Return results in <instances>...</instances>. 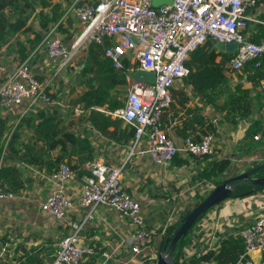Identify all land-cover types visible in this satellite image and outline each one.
Wrapping results in <instances>:
<instances>
[{
    "label": "built area",
    "instance_id": "obj_1",
    "mask_svg": "<svg viewBox=\"0 0 264 264\" xmlns=\"http://www.w3.org/2000/svg\"><path fill=\"white\" fill-rule=\"evenodd\" d=\"M262 2L264 0H96L80 3L74 0L69 11L84 23V29L71 48L60 37H51L47 54L51 58L63 56L62 67L70 62L79 46L97 42L116 67H121L123 59L128 58L132 65L127 74L124 105L108 112L135 128L129 158L145 141V149L139 153L149 155L156 164L168 168L182 151L200 159L216 153L213 133L204 134L199 140L186 137L183 148L178 147L168 133L164 112L174 100L175 82L189 74L185 61L210 38L238 43L229 60L234 70L242 69L251 59H258L264 54V39L257 42L248 38L247 28L255 19L251 9ZM0 68L3 71L1 106L20 107L21 115H25L39 103L55 102L48 90L51 81L42 82L36 77L31 55L13 63L11 68L6 65ZM139 69L155 71V81L133 77L131 72ZM75 111L80 113L83 109L76 107ZM262 138L264 130L254 136L256 140ZM124 166L125 163L118 166L96 161L87 163L88 174L82 177L77 203L66 192L69 182L79 178L77 170L63 163L53 173L42 172L54 187L40 208L58 221L67 220L75 207L112 208L136 229L131 245L138 258L135 264H158V255L151 256L146 251L152 238L146 229L142 205L123 188ZM14 198L16 195L12 193L0 192V205ZM69 225L71 232L58 242L55 258L46 264H82L86 257L96 253L94 246L81 243L83 224L70 221ZM239 236L244 250L234 264H254L250 254L264 250V214L257 216ZM103 255L108 258L111 254Z\"/></svg>",
    "mask_w": 264,
    "mask_h": 264
},
{
    "label": "crops",
    "instance_id": "obj_2",
    "mask_svg": "<svg viewBox=\"0 0 264 264\" xmlns=\"http://www.w3.org/2000/svg\"><path fill=\"white\" fill-rule=\"evenodd\" d=\"M48 1V8L53 11L56 6H59L57 9L58 21L50 25V30L27 56L31 55V67L36 77L42 82L51 81L48 90L52 94H57V98L60 99L64 95L71 96L72 86L77 90L82 88L77 80L79 72L74 75L77 69L72 71H68L67 68L63 69L65 66L61 67V63L64 57H49L47 45L53 36L67 41L75 40V37H78L84 29V23L69 11L74 0ZM156 2H160V0ZM56 3L58 4L56 5ZM41 9L42 6L36 4L34 13L36 14ZM49 11L52 14V11ZM251 14L255 19L251 21L253 23L249 24L247 33L252 40L259 42L264 39V35L258 28V24L264 25L262 18L264 2L254 6L251 9ZM33 36L34 34L30 35V37ZM65 40L63 41L65 42ZM6 46V44L2 46L0 57H2V61L14 60L12 63L4 64L11 68L15 61L22 59H18L16 46L13 45L9 50ZM68 47L71 48L72 44ZM217 47L220 51H227L233 56L238 45L226 42L222 46L223 49L220 45ZM241 73V78L234 77L233 80L240 79L250 88L248 98L251 110L249 115L236 125L223 121V113L218 111L213 104H208L201 98L193 84L186 80L187 76L177 80L172 87L174 100L164 116L168 133L176 145L183 148L185 132H190L193 138L202 136V130H205L207 124L212 121L217 128L216 153L214 155L200 159L182 151L177 154V159H174L171 166L163 168L156 164L149 155L139 153L140 150L145 149V141L136 148L135 154L129 158V152L125 146L114 145L112 142L107 143L110 140L98 131H94L97 152L94 161L106 162L107 160L114 164L121 161L123 164L126 163L122 174V185L124 190L142 205L146 229L152 238V242L146 248L147 254L158 255L160 249L157 247L162 241L166 229L176 222L178 223L182 210L193 203V197L214 187L207 183L204 189L199 186L200 191H198L199 182L192 185L199 170L202 169V164L205 165L212 158L218 161L230 157L234 166L233 173L239 174L247 168H256V164L263 166L264 144H258L260 139L256 140L252 137L246 139L245 134L250 124L255 121L264 125V77L250 80L246 77V73ZM124 96L126 97V93ZM185 96L189 97L187 102H183ZM61 101L63 100L61 99ZM194 113H199V116L194 118ZM203 117L210 120H204ZM245 143L250 145V150ZM220 165L213 164L215 174H218ZM259 168L252 176H264L263 172L258 173ZM28 172H30V181L25 182L20 194L16 195L13 200L4 201L0 205V256H2L0 264H16L26 251L34 248H38L43 254L42 256H46V262H52L58 251V242L71 232L70 221L83 224L81 243L95 247L96 253L86 257L82 264H135L138 261L131 249L136 229L116 210L103 206L75 207L69 212L67 220H55L40 208L41 202L53 192V184L49 179L43 177L42 171L36 168ZM226 172H224V176ZM82 177L79 176L77 180L70 181L66 187L67 194L76 203L81 194ZM218 178L223 177L219 176ZM184 187L189 189L186 195L178 191ZM261 214H264V192L244 198L226 199L209 209L197 221L190 232L192 242L196 244V247L190 249L187 246L186 249L191 253L195 252L196 248L218 250L225 238L238 237L240 232L250 226ZM105 252H109L110 257H105L103 255ZM250 260L254 264H264V250L251 253ZM205 264L216 263L211 261Z\"/></svg>",
    "mask_w": 264,
    "mask_h": 264
},
{
    "label": "trees",
    "instance_id": "obj_3",
    "mask_svg": "<svg viewBox=\"0 0 264 264\" xmlns=\"http://www.w3.org/2000/svg\"><path fill=\"white\" fill-rule=\"evenodd\" d=\"M94 1L96 0H79L80 3ZM36 4L42 6V9L37 11L38 14L34 13ZM48 4V0H0V50L5 44L8 50L14 45L19 55L18 59H24L44 38L51 28L50 25L58 21L59 6H56L53 11L48 8ZM48 9L52 11V14ZM262 18L264 19V15ZM258 28L264 35V25L258 24ZM31 34L34 36L30 37ZM248 38H250L249 35ZM82 56L83 60L80 61V71L77 75L78 84L82 85V88L77 90L72 86L73 95L70 94V97L64 95L59 99L57 94L50 92L55 103H39L36 107L30 108L25 115L20 113L19 117L10 110L20 109V107L2 106V110L0 109V192L19 195L25 182L30 181L28 171L35 168L50 174L63 163H67L77 170L79 176L88 174L87 163L93 162L97 157L94 131H98L110 140L107 143L125 146L128 152L133 148L135 128L108 112L124 105V98L118 87L126 88L127 74L132 65L130 60L124 58L122 66L116 67L97 42L89 43L83 50ZM231 56L227 51H220L211 38L208 39L193 50L185 61V65L189 68L186 80L193 84L194 89L200 93L206 103L213 104L223 113V121L236 125L250 113L251 104L248 97L251 90L240 79L234 81L233 78L235 74L241 78V72H244L250 80L262 79L264 54L258 59L247 61L237 72H234L236 70L229 64ZM0 81H2V74ZM188 100V96L183 98V102ZM76 107H80L83 111L77 113ZM197 116L199 113H194V118ZM202 119L210 120L204 117ZM263 130L264 125L255 121L248 127L245 138H254ZM207 133L214 135L217 133V128L212 121L207 124V128L202 130L201 134ZM189 136L191 133L185 132V138ZM200 136L195 139L199 140ZM258 144H264V140L260 139ZM246 146L249 150L251 149L249 144ZM106 163L112 166L123 164L122 161L114 164L107 160ZM215 163L221 164L218 174H215V167H212ZM255 166L260 167L258 173L264 174V165L256 164ZM233 168L230 157L218 161L212 158L205 165L202 164V169L199 170L192 185L199 182L198 191H200L199 186L204 189L207 183L214 187L193 197V203L182 210L178 223L166 229L157 247L160 252L165 249L166 240L169 237L171 242L173 233L180 227L181 220L187 213L224 180L239 174L233 173ZM250 169L253 168H247V170ZM224 172H226L225 176ZM219 176L223 178H218ZM229 185L231 188L227 199L244 198L264 192V185L254 187L252 184L238 181H231ZM192 228L183 240L178 242L173 251V264H205L211 261L218 264H234L244 250L240 236H230L222 241L218 250L196 248L195 252H188L187 246L190 249L196 247L190 235ZM40 252L38 248L26 251L16 264H46V256H42Z\"/></svg>",
    "mask_w": 264,
    "mask_h": 264
},
{
    "label": "water",
    "instance_id": "obj_4",
    "mask_svg": "<svg viewBox=\"0 0 264 264\" xmlns=\"http://www.w3.org/2000/svg\"><path fill=\"white\" fill-rule=\"evenodd\" d=\"M211 40L217 45H220L221 48L225 43L216 39ZM230 43L238 45V43H236L235 41H232ZM131 75L133 77L150 80L152 82L155 81L156 77L155 71L145 69L132 71ZM258 167L250 170H245L233 178L224 180L222 184L215 187L197 206H195L189 213H187L185 217L181 220L180 227L173 233L171 242L169 240V237L166 240L165 249L162 252H159L158 264H173V251L175 250L178 242L183 240V238L188 234L190 229L194 226V224L204 213H206L209 209L215 207L216 205L224 202L228 198V192L231 188L229 183L231 181L249 183L252 184L254 187H256L257 185H264V177L252 176L256 172Z\"/></svg>",
    "mask_w": 264,
    "mask_h": 264
},
{
    "label": "rangeland",
    "instance_id": "obj_5",
    "mask_svg": "<svg viewBox=\"0 0 264 264\" xmlns=\"http://www.w3.org/2000/svg\"><path fill=\"white\" fill-rule=\"evenodd\" d=\"M251 23H253V22H251ZM63 38V37H62ZM75 38H77V37H75ZM63 40H65V39H63ZM73 41H74V39L73 40H69V41H67V40H65V42L67 43V45H69V46H71V44L73 43ZM87 45H85V44H82L81 46H79L76 50H75V54H74V56L72 57V59L70 60V62H68L66 65H65V67L63 68V69H68V71H72V70H75V69H77V72H75L74 73V75L76 74V73H78L79 72V69H80V61H82L83 60V50H85V47H86ZM0 53H2V49H1V52ZM14 61V60H13ZM13 61H10V60H4V61H2V57H0V66H2V65H4L5 63H12ZM16 62V61H15ZM14 62V63H15ZM237 71H239V70H236V71H234V72H237ZM2 72L3 71H1V68H0V79H1V74H2ZM73 75V76H74ZM72 76V77H73ZM235 78H239V76H237V74H235ZM1 82V81H0ZM119 89H120V94H121V96L124 98L125 96V93L127 92V89L125 88L124 89V87L123 86H119L118 87ZM55 103V102H54ZM53 104V103H52ZM0 109L2 110V106L0 105ZM10 111H14L13 113H14V115L16 116V117H19L20 116V109L19 108H13L12 110H10ZM12 123V122H11ZM216 136V135H215ZM190 180V179H189ZM178 191H179V193H183L184 195H186L188 192H189V189L188 188H186V187H184V188H182V189H178ZM0 259H2V256H0Z\"/></svg>",
    "mask_w": 264,
    "mask_h": 264
}]
</instances>
